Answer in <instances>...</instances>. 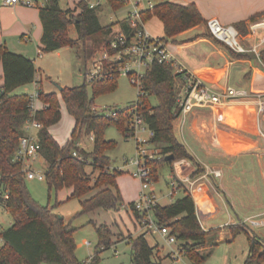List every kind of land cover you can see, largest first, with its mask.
I'll return each instance as SVG.
<instances>
[{"label":"trees","instance_id":"obj_1","mask_svg":"<svg viewBox=\"0 0 264 264\" xmlns=\"http://www.w3.org/2000/svg\"><path fill=\"white\" fill-rule=\"evenodd\" d=\"M108 3L116 11L126 1L108 0ZM98 8L89 7L85 0H81L79 8L75 10L62 8L58 0L46 2L39 13L43 27V50L54 52L65 46H77L78 41H82L85 61L104 47L110 50L114 35L113 24L102 25ZM263 15L264 12L256 16ZM141 17L145 23L153 17L159 18L164 26L163 40L168 44L177 43L176 36L206 22L195 3L183 5L172 1L142 10ZM71 25L75 26L78 41L70 36ZM121 26L126 34H132L128 19ZM235 26L243 34H247L245 21ZM89 41L93 43L92 46L87 45ZM215 41L233 59L252 60L257 57L254 53H237L218 40ZM259 60L264 64V45L260 50ZM0 64L3 67V83L0 84V184L3 193H7L5 197H0V204L14 218L13 224L7 228H3L0 223V264H84L76 256L75 228L56 214L53 208L40 204L32 197L23 164L15 160L25 122L30 118L29 94L15 91L32 83L39 70L33 59L11 52L5 43H0ZM183 73L186 71L175 73L171 63H154L143 77L145 94L140 96L142 102L138 112L152 132L149 142L161 149V157L148 162L155 183L165 166L170 167L176 178L173 164L179 159L187 158L198 165L186 144L177 137L174 125L181 110L175 79ZM118 78L116 75L113 79L85 80L80 86L63 88L60 95L45 93L41 84L40 100L43 106L37 111L36 119L43 124L38 138L40 155L48 163L46 181L49 190L72 188L70 197L81 199V214L100 208L118 209L123 205L117 182L121 172L112 171L111 159L106 154L108 149L115 146V142L106 139L105 131L108 126L115 124L125 138L132 137L134 133L129 128L132 114L126 108L116 117H109L105 112L94 108L95 99L89 94V87L93 89L95 96L114 90ZM246 79H249L248 73ZM152 96L157 99L156 105L151 102ZM61 100L75 119L71 140L65 145H61L50 132V128L62 119ZM90 134L94 137V147L92 151H87L78 142L83 135ZM74 152L78 153L77 157ZM169 155H173L172 160H167ZM89 166L99 170L96 178L88 174ZM201 171L202 169L198 170L196 174ZM179 184L181 187L182 183ZM94 190L96 192L93 196L83 198ZM129 206L133 208L134 202L129 203ZM153 214L160 225L167 226L176 235L179 251L189 258L191 264H203L218 245L215 241L217 231L203 228L198 218L196 202L187 189L183 197L171 204H157ZM134 215L136 218L142 216L139 211H134ZM95 226L99 240L97 252L89 264H99L101 251L113 244L110 226ZM228 228L233 239L241 233L248 237V255L242 264H264V239L244 222ZM130 242L132 264H159L153 259L155 247L149 244L145 234Z\"/></svg>","mask_w":264,"mask_h":264},{"label":"crops","instance_id":"obj_2","mask_svg":"<svg viewBox=\"0 0 264 264\" xmlns=\"http://www.w3.org/2000/svg\"><path fill=\"white\" fill-rule=\"evenodd\" d=\"M163 2H157L154 5ZM172 2L183 5L195 3L203 18L206 20L205 23L195 26L176 36L177 43L168 44L171 52L178 59L184 69L196 77L203 78L207 82L222 87L226 84L232 85L230 84V80L232 77H235L232 69L236 64H248V67L253 69V76L252 79H246L245 76L247 71L244 75V78L249 82V88L247 90L250 94L255 91L258 92L256 93L258 97L264 95V85L261 86L260 83H255V79H257V81H260L261 79L264 80V64L260 61L261 67L263 68L262 70L252 66L253 60L233 59L224 48L219 46V44L213 40V38L207 36V31H209L207 21L211 18H217L225 25L231 24L234 26L239 22L245 21L247 31L250 32L253 23L264 16H256L264 12V0H173ZM133 3L134 2H132V5ZM69 6L73 7V4L68 5V7ZM146 8L147 6H144L141 9ZM111 10L115 13L118 11H115L112 8ZM100 11H102V5L98 8V16ZM130 12L131 10L128 9V14L123 18H118L116 21L110 16L112 22L109 24L116 23L113 25V33L122 30L121 23L127 19ZM6 15H14V19L16 16H24L23 21L20 22L21 25L16 28V30L18 32L20 31L23 36L22 39L24 37L33 39L34 31L39 32L40 28L43 34L42 23L40 22L37 13H33L30 9L24 6L5 7L0 2V43L6 44L5 41L3 42V39L5 35L8 34V31L11 30L10 27L12 23H7L5 21L4 17ZM252 17L255 18L252 19ZM102 25L108 24L102 23ZM145 27L153 35L161 38L164 37V26L159 18L153 17L145 24ZM18 54L25 55L32 59L30 54H27L25 51ZM194 54L196 55V58H194ZM38 75H40L42 83V74L40 71ZM177 77L182 79V76ZM2 83L3 67L0 64V84ZM27 86L31 87L32 92V89H34L33 82L18 88L15 93H26L25 88ZM255 99L249 101V104L244 105H253L256 107V105H254ZM237 105L238 104L227 108H230L229 110H231ZM42 106L43 104L40 102V107L42 108ZM225 109L226 108L213 112L209 109L198 108L189 115L185 128V144L198 165H195L192 162L182 165L181 171L183 176L190 177L193 186L189 183L182 182L181 187L175 190V193H180L178 196V198H180L185 195V189H187L196 202L198 218L203 228L207 231H217L215 241L218 245L212 250L210 257L214 254L215 249L221 244L222 235L219 234L221 229L224 231L230 225L243 223L244 220L249 217H256L257 219L264 221V114H260V121L258 124L255 113L248 109V113H243L242 117L239 115L236 116L234 113ZM258 126L263 134L259 132ZM85 136L93 138L94 147L93 135L90 134ZM81 139L79 140L78 145L87 151H92L93 147L92 150L84 147ZM187 141H189L191 145L188 144ZM66 143L60 144L65 145ZM38 162L46 163L47 170L48 163L41 155L31 162L32 168H35V165ZM201 169L202 171L196 174L197 171ZM213 170L221 171L222 176H215L212 173ZM174 173L177 174L175 170ZM177 177L178 176L176 175V179L179 180V177ZM173 179L174 175L172 174L170 180L172 181ZM118 186L123 199V204H129L137 200L141 190L140 185L136 193L131 194V196L128 197L124 195L123 189L119 183ZM62 190L64 192L67 191L68 197L71 196L73 192L72 188H64ZM95 192L96 190L90 192L83 198H90ZM171 203L172 202L160 204L168 205ZM120 207L118 210L119 213L122 212L120 216L121 220H124L123 212L127 214L132 213L133 217H135L133 212L129 211V213L127 210H121ZM247 214L250 216L243 219L244 215ZM246 224L251 230L264 227H256L248 223ZM121 229L133 231V228L129 229L128 225L124 222L123 225H121ZM142 234H145L149 244L152 247H155L153 256L154 261L159 264L166 263L168 261L167 259L162 261L158 257L163 254L162 252H164V254H169L171 251L166 250L164 245H162L157 239L158 236L151 233H145L139 229V232L134 234L133 237L136 238ZM149 235L156 239V244L153 245L150 243L148 239ZM229 238H231V234H229L226 239ZM130 241L131 239L117 241L114 245L120 242ZM177 246H179V242H177ZM207 251L209 250H206V252Z\"/></svg>","mask_w":264,"mask_h":264},{"label":"rangeland","instance_id":"obj_3","mask_svg":"<svg viewBox=\"0 0 264 264\" xmlns=\"http://www.w3.org/2000/svg\"><path fill=\"white\" fill-rule=\"evenodd\" d=\"M140 1L139 8L144 6H148L147 0H127L125 5L120 8L117 13L113 12L110 8L108 0H102V11L99 12L100 20L103 24H109L112 22L110 19L112 16L113 20L116 21L118 18H123L126 16L127 10L133 11L132 2ZM163 1H173V0H153V4L157 2ZM62 8L67 9L68 4L63 2L61 4ZM30 9L33 13H37L38 18L40 19V8H32L26 7ZM30 15V14H29ZM24 17V16H23ZM23 17L16 16L14 19V15H6L5 21L7 23H12L10 27V31L5 35L3 42H6V46L11 52L20 53L25 51L27 54H30L32 59L35 61L37 65V69L42 74V87L45 93H57L60 95V87L63 88H72L76 86L82 85L85 78V69L89 66L91 60L95 57H100L102 52L108 50L110 53H114L115 51L111 48L110 50L106 47L97 51L92 57H90L87 61H85L84 50L82 47V41H78V35L74 25L69 27L70 36L73 39L78 41L77 46H65L62 49L54 52H45L43 50V46L41 43L42 30L40 28L39 32L34 31L33 39H29L25 41L22 39V35L20 31L18 32L16 28H18L23 21ZM29 17V16H27ZM129 15L127 16V18ZM264 17V16H263ZM261 17L260 19H262ZM31 18V17H29ZM33 24V23H32ZM31 24V25H32ZM116 24L115 22L112 23ZM146 24V23H145ZM14 25V26H13ZM10 26V25H9ZM13 27V28H12ZM240 31V30H239ZM241 32V31H240ZM152 34V33H151ZM153 35V34H152ZM242 35V41L248 45L260 44L263 37L258 33L252 34L251 32H247V34ZM155 36V35H154ZM207 36L213 38L209 31H207ZM157 37V36H156ZM114 35L112 36V40ZM111 40V41H112ZM215 41V39L213 38ZM216 42V41H215ZM170 44V43H169ZM218 44V43H217ZM88 46H92V42L87 43ZM219 46H221L219 44ZM222 47V46H221ZM223 48V47H222ZM225 49V48H224ZM226 50V49H225ZM192 51V50H191ZM227 51V50H226ZM228 52V51H227ZM229 53V52H228ZM231 56V54L229 53ZM192 56V55H191ZM194 58L196 55L194 54ZM232 57V56H231ZM233 58V57H232ZM252 66L257 67L263 70L260 64L259 58L255 57L252 59ZM177 66H174V71L176 73ZM142 71H145V68H142ZM232 71L235 74V77H232L230 80V84L236 87L241 88H249V82L244 78V75L247 71L249 75V79H252L253 69L248 67V64H236ZM246 77V76H245ZM264 78V75H263ZM255 83H260L261 86L264 85V80L257 81L255 79ZM175 87L178 95H181L183 88V81L180 77H176L175 79ZM262 88V87H261ZM33 90V89H32ZM262 91L261 89H259ZM138 91L139 87L134 85L131 82V79L128 76L120 75L118 78L117 87L107 93H100L96 96L94 95V91L91 87H89V94L91 97L95 99L94 108L98 111H108L109 109H118L122 110L127 107L132 106L138 100ZM259 91V92H260ZM26 93L31 92V87L27 86L25 88ZM258 92H252L250 95V100H254L258 98L256 95ZM264 100V95L261 96ZM151 102L153 105L157 104V99L155 96L151 97ZM230 108H226L225 110H229ZM248 110L255 113L256 107L253 105H244L238 104L233 107L230 112L234 113L236 116H243V113H248ZM61 111H62V119L57 124L51 127L50 132L53 137L59 141L60 143H66L71 140V135L73 128L75 126V121L73 117L69 114L65 103L61 100ZM264 111L262 112V115ZM175 131L177 137L181 140L180 132L177 126V120L175 121ZM151 136V131L149 129H139L135 136L130 138H125L123 133L119 130L117 125L112 124L106 128L105 137L107 140H111L115 142V146L108 149L106 154L110 157L111 163L110 168L112 171L117 170L120 171L121 174L118 176L117 181L119 185H121L124 195L131 196V194H135L139 185L141 187V181L138 178L133 176V173L137 171V166L133 163V160L137 158L138 148L137 142L138 140L147 141ZM82 145L89 150H92L93 147V138L89 136L83 135ZM188 144L189 141H187ZM191 145V144H190ZM46 163L38 162L35 165L37 170H42L46 172ZM87 172L90 174V177L96 178L99 175V170H94L91 166L87 167ZM172 175L170 167L165 166L160 171L159 180L154 183L155 193L158 197L160 203H169L173 202L178 198L180 193H174L172 196L170 195L173 187L171 185L170 176ZM28 188L31 192L32 197L44 206H50L53 208V211L62 216L66 222L71 223V226L75 228V241H76V256L80 262H85L90 260L93 256H95L97 252L98 245V234L95 225L107 224L110 226L112 235V246L108 249L101 251L100 256L101 260L99 264H132V243L131 242H120L114 245L117 241H124L133 239V235L139 232V229L143 232H147L144 224L138 220V218L133 217V214L127 210L125 207H120L121 210H127L130 214L123 212L124 220H121L118 209H105L101 208L90 213L81 214L82 206L81 199L71 198L67 196V191L61 190H49L47 181H39V180H29L26 179ZM180 185V184H179ZM179 187V186H178ZM250 215H244V218H247ZM131 218V219H130ZM132 220V221H131ZM243 221V220H242ZM0 222L3 228H7L13 224L14 218L11 214L0 205ZM123 222L128 225V228H133L131 230H122L121 225ZM133 222V224H132ZM134 226V227H133ZM136 230V231H135ZM254 232L264 239V227L254 228ZM219 232L221 236V244L215 249L214 254L203 264H242L247 257L249 243L248 237L245 233H241L237 235L234 239L229 238L226 239L229 234V229ZM225 234H224V233ZM148 233V232H147ZM158 236L157 239L160 241L162 245L168 251H178V246L176 244H169L164 237L161 235ZM148 239L151 244H156V239L153 236H148ZM229 240V241H227ZM169 254H161L158 258L160 260H168L163 264H191L189 258L181 253L179 254V260L177 262H173L171 260L172 253ZM48 264V263H44Z\"/></svg>","mask_w":264,"mask_h":264},{"label":"built area","instance_id":"obj_4","mask_svg":"<svg viewBox=\"0 0 264 264\" xmlns=\"http://www.w3.org/2000/svg\"><path fill=\"white\" fill-rule=\"evenodd\" d=\"M48 1L49 0H0L1 4L5 7L24 6L32 8H42ZM58 1L61 4L63 2H66L68 5L73 4V7L69 6L68 9L75 10L79 8V2L81 0ZM85 1H87L91 8H98L102 5V0ZM124 1L127 2V0ZM147 2V8L154 7L153 0H147ZM139 6L140 1L134 2L133 11L130 12L129 17L127 18L132 34H126L123 29L114 33V38L111 41V48L115 52L112 54L108 50H105L100 57L93 58L89 66L85 69V78L88 82L93 80L113 79L116 75L120 76L123 74L128 76L131 79V82L139 87L138 100L132 106L127 107L132 114L129 128L134 133L133 136L136 135L139 129H149L139 114L138 107L142 102L140 96L145 94L143 91V77L145 72L150 69L154 63H171L173 66H177L178 69L176 73L186 71V73H183L182 75L183 88L181 95H179L181 110L177 118L180 137L184 143H186V123L189 115L195 109H209L213 112H217L236 104L250 103L251 95L247 89L234 87L229 84L218 87L185 70L171 52L168 43H166L163 38L152 35L146 29L145 22L141 17V11L144 9L139 8ZM207 26L211 35L216 40L225 44L233 51L237 53H254L258 58L260 57V50L264 45V17L253 23L251 26L250 32L252 34L258 33L263 37L260 44L254 45H248L242 41L241 32L236 26L231 24L225 25L217 18L209 19L207 21ZM23 39L25 41L29 40L28 37H24ZM142 68H145V71H142ZM33 85L34 89L29 93L30 118L25 122L24 134L20 137V146L16 152L15 160L22 162L23 170L27 179L44 181L46 180L45 172L32 168L31 163L40 156L41 149L38 133L42 129L43 124L36 119L37 111L41 109L40 75L37 74L33 81ZM254 105H256L255 116L257 117V123L259 124V116L264 111V100L261 97H258L255 99ZM125 109H109L108 111L103 110L101 112H105L109 117H116ZM258 129L259 132L263 134L259 126ZM149 140H138L137 158L133 160V163L137 166V171L133 173V176L141 181L140 194L137 200L134 201L133 208L130 207L129 204H123L122 207L127 208V210L133 213L134 211H139L142 216L138 218V220L144 224L146 231L153 235H161L172 245L178 242L176 235L172 234L171 229L167 226L160 225L153 214L154 207L160 202L155 193V182L152 179L151 168L148 162L160 158L161 149L157 145L150 143ZM74 156L77 157L78 153L74 152ZM189 162L190 161L187 158H182L174 162V170L177 173L176 175L179 177V180L176 178L172 180L171 185L173 189L170 193L171 196L175 193L180 182L189 183L193 186L190 177L183 176L181 171L182 165L188 164ZM212 173L217 177L222 176V173L219 170H213ZM2 189V185L0 184V197H5L7 193H3ZM244 222L256 227L264 226V221L259 220L256 217H249L245 219ZM0 242H2L1 237ZM171 253V260L174 263L177 262L180 257L179 254H181L179 249L178 251H172ZM90 261L91 259L85 261L84 264H89Z\"/></svg>","mask_w":264,"mask_h":264},{"label":"water","instance_id":"obj_5","mask_svg":"<svg viewBox=\"0 0 264 264\" xmlns=\"http://www.w3.org/2000/svg\"><path fill=\"white\" fill-rule=\"evenodd\" d=\"M63 90V87H60V91H62ZM255 115H256V111H255ZM173 159V155H169L168 157H167V160H172Z\"/></svg>","mask_w":264,"mask_h":264}]
</instances>
